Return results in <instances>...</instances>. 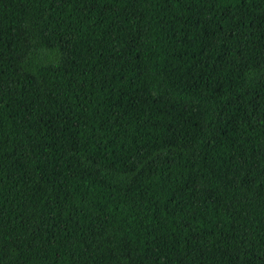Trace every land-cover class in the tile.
I'll return each mask as SVG.
<instances>
[{"label": "trees", "instance_id": "16d2710c", "mask_svg": "<svg viewBox=\"0 0 264 264\" xmlns=\"http://www.w3.org/2000/svg\"><path fill=\"white\" fill-rule=\"evenodd\" d=\"M0 264H264V0H0Z\"/></svg>", "mask_w": 264, "mask_h": 264}]
</instances>
